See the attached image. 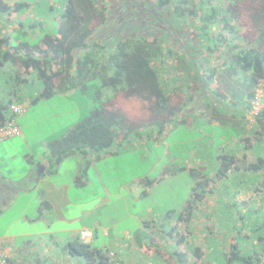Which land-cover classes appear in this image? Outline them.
Returning <instances> with one entry per match:
<instances>
[{"label":"trees","instance_id":"16d2710c","mask_svg":"<svg viewBox=\"0 0 264 264\" xmlns=\"http://www.w3.org/2000/svg\"><path fill=\"white\" fill-rule=\"evenodd\" d=\"M8 1L0 0V73H9L14 87L34 82L32 78L38 81L40 91L30 104L71 91L92 103L87 116L49 143L55 164L75 153L114 152L129 138H159L175 121L184 122L178 115L195 104L202 107L196 111L201 122L208 112L217 124L234 127L232 145L215 153L213 174L189 170L194 183L183 210L160 222L161 239L175 246L165 256L176 264H191L188 253L178 250L185 246L194 258H201L189 234L198 219L194 211L203 212L208 199L229 210L239 207L236 196L248 188L262 196L261 205L241 202L240 207L264 209V107L252 115V123L247 119L257 90L264 91V0H62L54 31L33 33L34 44L20 38L12 42L13 32H23L20 20L18 31L6 35L3 30L12 13L30 14L35 21L43 14L28 0ZM47 1L53 12L55 3ZM17 92L14 88L0 98V125L12 120V93L17 103L21 100ZM218 101L226 105L221 110L228 112L225 117L212 107L219 108ZM237 176L241 188L228 206L218 191L232 193L227 184H237ZM227 216L216 215L218 225H240V230L222 246L210 244L206 264H213L216 256L226 264H264V221L257 222L252 214L250 220ZM152 235L139 236L138 241L152 242ZM69 250L86 264H115L104 249L80 241L70 243Z\"/></svg>","mask_w":264,"mask_h":264},{"label":"rangeland","instance_id":"374dc122","mask_svg":"<svg viewBox=\"0 0 264 264\" xmlns=\"http://www.w3.org/2000/svg\"><path fill=\"white\" fill-rule=\"evenodd\" d=\"M8 2L10 4L13 3L10 0ZM51 2L55 3L53 5V12L49 11L48 7H46L48 6L47 0H28V3L31 7L33 6L35 12H37L40 16L43 14V18L39 17L40 20L36 18L38 21H35L32 17L28 18L30 17V14L27 15V13L23 15H16L14 13L10 14L8 22L12 21L15 23V26H17V22L20 20L24 28L21 35L13 32L14 35H11L12 42L16 38H20V40L24 43L34 44L37 38H34L33 33H38V31L41 30H43L41 34L54 31L53 27L56 25L55 21L62 0H52ZM48 4L51 3L49 2ZM30 25L34 26L33 30H30ZM8 30L9 29L6 31ZM7 74V76H0V90L2 91L0 98H5L3 96L6 95V91H9L10 87L13 86L10 82L11 76L9 73ZM32 79L34 83H36L35 78ZM31 83V81H28V84L21 86L19 89L20 92L17 93L21 94L20 103L24 104V112L16 120L19 125L20 134L5 139L3 142L1 141L5 146L4 155H9L12 157V160H5L4 166H0V172L5 176L10 174L13 180L16 179L15 181L20 178H24V175H21L22 167L25 165L21 158L26 152L23 146L24 143L31 148L30 153H34L35 155L38 153L49 152V143L53 140H60L61 136L69 131L71 127L76 124V122L87 116L92 108V103L88 97L80 92H77L73 96H67L66 99L65 96L56 94L35 104L25 103L24 96L30 92L34 93L32 91V86L34 85ZM31 93L29 97H31ZM218 102L219 108L218 105L212 107L215 111L218 109L219 113H221L220 115L225 117L228 112L225 111V113L221 110H225L226 105L220 104V101ZM261 107H264L263 88H259L257 90V100L255 101L254 107L249 116H247L250 123L253 121L252 115H255ZM201 108L202 107L200 105L198 106L196 104L189 106L184 114L178 115V117L183 119L184 122H178L179 120L175 121L172 127H169V131H166L164 137H157L158 139L153 138L152 136L150 137L152 139L146 138L145 136L142 138L139 137L138 139H135L137 141H133L135 144L134 146L137 148L134 147L135 150H131L134 151L130 152L132 154L128 152L127 154L114 159L111 164H107L105 167L100 168L102 171V178L105 180L110 189L115 188V184L120 185L121 182H126V180H135L134 178L138 177L153 180L161 176L162 172L165 171L163 172L166 173L165 179L152 186L149 190L148 186H145L143 190L145 195L140 196L136 200L135 195L132 192H130L132 198L128 197L129 192L127 191V186L126 188L121 187L118 190V185L116 187L119 194L118 197H115L114 195L111 197L114 202L109 205L106 204L98 207L95 214L86 218H97L105 226L109 223H115L113 229L109 231V235L113 238H120V242L123 244L130 242L131 235L128 238L124 236V239L121 237L122 231L126 229L129 234L135 233L136 229L142 226V224L138 225L140 219L143 220V223L147 222L148 224H151L152 227L150 226V229L153 232V247L152 250H150V252H152V262L148 264H176L174 259L170 256L167 257L164 255V253L172 251L175 246H173L174 241L163 240L160 237L159 225L165 216L162 214L166 211H181V204L184 203L183 200L187 201L189 197L188 194L190 195V191L194 183V178L190 176L191 172L189 170L193 169V172L199 175L213 174L212 170L214 172L215 153L218 149L220 150L226 148L227 143L231 142V138L234 137V127L224 124V122L213 124L201 122L198 119L193 121L192 115L197 114L196 111L199 112ZM20 138H23V141H21ZM163 138L164 143H155L156 140L160 141L163 140ZM140 139H142L143 142H141ZM128 146L129 145H121V147ZM72 161V158H69L67 159V162H64L60 170V176L66 178L65 175H67L69 171H72ZM182 167L186 168V171H180V168ZM150 168L151 172L148 173ZM238 178L239 176L234 179L237 184H232L231 182L227 184L229 192H232L228 193L229 197L225 194L227 189L221 190V188L218 191L219 195H221V198L223 199V202L228 201V206L233 204L234 191L241 188V182ZM136 180L137 181H133L134 184L138 182V179ZM132 188L134 189V185ZM142 188L143 187H140L139 190H142ZM29 196L32 199V207L35 204V199H33L34 195L31 193ZM74 196L77 197L76 195ZM218 198L219 197L215 195V200H218ZM236 199L239 207L230 208L229 210L217 208L218 206H216L214 199H208V207H204L202 209L203 212L195 213L194 211V215L197 214L198 219L194 221V224H192L190 228V232L192 234H189V236H194V240L191 244H193V247H199L201 258H194L190 252L186 251L185 246H180L178 248L179 252L182 253V251H184L185 253H188L192 262L191 264L208 263L206 255L207 252L209 253L210 251V244H212L210 247H216L218 246L217 242H219L220 246H222V244L224 245V243L228 241L229 237H235L234 234L236 232L234 231L240 230V225H238L237 228L235 225H228L226 227L219 226L216 215L223 214L226 219L228 217L227 214L229 216H236L239 214L244 215L246 219L250 220L252 218L249 217V215L252 214L254 215V220H257V222L264 221L263 206L255 212L252 209L247 208L245 210L246 207H240L241 202H248V205L250 206L253 204L257 207L260 206V199H262L261 195L256 197L252 190L247 188V190H240ZM149 204H154L151 208L153 215L145 217L135 215V213L145 212ZM23 206V202L20 201L17 203L16 208L19 210ZM59 211L60 213L62 212L60 209ZM68 217L69 215L67 216L66 212L63 211V215L58 217V221L55 222V225H65ZM167 227L168 225L166 228ZM226 228H228V230ZM245 229H247L246 225L243 230ZM143 230L144 228L138 231L137 235L141 234V237H143L146 234V231ZM12 231L17 232L18 229H12ZM190 238L191 237H189V239ZM223 239L225 240L223 241ZM142 241L146 242V240ZM138 252L139 249L135 251L136 254H138ZM122 253L123 251H120V258L122 257ZM160 258L164 260V263L160 260ZM215 258V264H226L225 260L223 261L220 257L217 258L216 256ZM116 260L118 261V259ZM115 264H118V262Z\"/></svg>","mask_w":264,"mask_h":264},{"label":"crops","instance_id":"0c3cea01","mask_svg":"<svg viewBox=\"0 0 264 264\" xmlns=\"http://www.w3.org/2000/svg\"><path fill=\"white\" fill-rule=\"evenodd\" d=\"M18 23L15 26V23L11 21L7 23V26L3 25V28L6 26V29H9L6 32L3 30V33L7 35L9 32L18 31ZM3 75L7 76L6 74ZM0 76H2L1 73ZM26 83L28 84V80ZM32 83L34 93L30 92L31 97H29L30 93L24 96L25 103L28 104L40 91L38 81ZM23 85L26 84H20L17 87L12 86L9 91L14 88L19 91ZM76 93L77 91H71L59 94L65 96L66 99L67 96H73ZM15 96L16 93H12L11 98L14 99V104L17 103ZM192 116L195 121L200 117L199 113ZM212 116L211 113L205 112L202 122L217 124L211 120ZM161 137H164V135ZM20 140L23 141V138H20ZM133 141L137 140L129 138L128 143L124 144V146L129 145L128 147H121L114 152L75 153L63 158L59 164L54 163L50 151L35 155L30 153L31 148L24 143L23 146L26 152L21 157L25 164L21 173L24 178L15 181L16 179L13 180L10 174L5 176L0 172V245L6 252L8 264H86L83 257L70 253L69 246L74 241L104 249L114 263H117L116 259H118V264H148L152 262V252L150 250H152L153 243L150 241L139 242L138 237L141 234L137 235L138 231L143 228L146 234L150 233L152 231L150 229L151 224L143 223V220L140 219L138 225L142 224V226L137 228L135 233L129 234L126 229L122 231L121 237L124 239L131 235L130 242L123 244L120 242V238H113L109 235V231L113 229L115 223H109L105 226L97 218L86 219L95 214L98 207L113 203L111 197L113 195L118 197L117 191L121 187L126 188L127 186L128 197L132 198L130 195V192H132L136 200L145 195V193L142 194L145 186H148L149 190L165 179L166 173H163L165 172L163 171L161 176L156 179L149 180L148 178L138 177L134 178L135 180L121 182L120 185L115 184V188L110 189L102 178L100 168L111 164L114 159L128 152H134L131 150H135L134 147H137L134 146ZM140 141L143 142L142 139ZM2 142H0V166H4L5 160H12L9 155H4L5 146ZM157 142L164 143V138L160 141L156 140L155 143ZM230 145L232 144L228 142L227 146ZM69 158L73 160V163L71 162L73 165L72 171H69L65 175L66 178H64L60 176V170ZM150 172L151 168L150 171L148 170V173ZM136 179H138L137 183L139 184H134L133 181H137ZM148 181L152 184H149ZM133 185L134 189L132 188ZM117 186L118 190L116 189ZM138 187L143 188L139 190ZM31 193L34 195L33 199H35V204L32 207V199L29 196ZM20 201L23 202L24 206L17 210L16 205ZM183 202L186 204L185 200ZM184 203L181 204V210L185 206ZM153 205L149 204L145 212L135 213V215L144 217L153 215V212H151ZM59 209L62 211L61 213ZM63 211L66 212L67 216L69 215V220L67 219L65 225L57 226L55 222L58 221L59 216L63 215ZM169 213L174 215L178 211H166L162 215ZM16 228L18 229L17 232L12 231ZM81 232H89L90 237L81 240L79 238ZM137 249H139L138 254L135 253ZM120 251H123L121 258Z\"/></svg>","mask_w":264,"mask_h":264},{"label":"built area","instance_id":"2783aa9c","mask_svg":"<svg viewBox=\"0 0 264 264\" xmlns=\"http://www.w3.org/2000/svg\"><path fill=\"white\" fill-rule=\"evenodd\" d=\"M24 112V104L16 103L11 106L12 120H7L3 125H0V141L17 136L20 134L19 127L14 123L16 117H19ZM14 119V120H13ZM90 237L89 232H81L79 238L85 240ZM7 261L6 252L0 245V264H5Z\"/></svg>","mask_w":264,"mask_h":264}]
</instances>
